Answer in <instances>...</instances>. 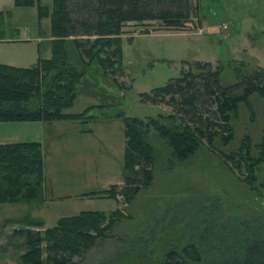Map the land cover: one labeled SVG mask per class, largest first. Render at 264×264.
I'll return each mask as SVG.
<instances>
[{"label": "rangeland", "instance_id": "374dc122", "mask_svg": "<svg viewBox=\"0 0 264 264\" xmlns=\"http://www.w3.org/2000/svg\"><path fill=\"white\" fill-rule=\"evenodd\" d=\"M39 2L51 12L53 0ZM191 4L193 10L182 29L166 28L159 21L124 24L122 67L106 74L91 63L77 86L73 105L64 110L81 113L91 107L89 118L0 122V143L41 144L44 171L36 200L0 204V264H20L23 239L13 230L26 223L4 226L3 221L23 216L43 220L38 229L42 231L59 218L81 211L120 210L124 217L112 226L110 237L74 257L81 264L156 261L160 246L187 237L193 223L213 219L217 223L231 217L264 222V164L256 170V189L250 190L242 180L245 169L238 171L224 156L237 150L244 136L254 145L264 135V97L257 94L248 103L241 102L230 120L234 129L230 144L215 140L210 146L203 141L186 161L173 158L164 138L151 129L144 139L153 148V181L128 203L119 193L124 185L125 147L121 115L149 119L174 113L189 120L179 98H153L152 90L196 61L220 68L223 86L264 69V0H191ZM0 7L4 11L0 62L29 67L40 58H49L50 16L40 17L36 6H16L14 0H0ZM64 46L69 61L82 66L72 39H66ZM189 111L215 117L214 107L203 95ZM112 184L118 187L116 198L96 193Z\"/></svg>", "mask_w": 264, "mask_h": 264}, {"label": "trees", "instance_id": "16d2710c", "mask_svg": "<svg viewBox=\"0 0 264 264\" xmlns=\"http://www.w3.org/2000/svg\"><path fill=\"white\" fill-rule=\"evenodd\" d=\"M14 4L36 6L40 17L50 16L51 56L40 58L29 67L0 62V122L89 118L91 107L81 113L64 110L73 105L77 86L91 63L103 73H114L122 67L124 24L159 21L166 28L178 30L185 26L193 10L191 0H53L51 12L39 0H14ZM3 17L4 11L0 10V36ZM66 39L74 42L82 66L69 61L64 46ZM220 71L218 67L212 68L210 62L196 61L164 86L152 90L153 98H179L185 114L190 115L189 120L174 113L149 119L121 115L125 147L124 185L119 193L126 203L153 181V148L144 139L151 129L164 138L173 158L186 161L195 155L203 141L210 146H214L215 140L230 144L234 138L230 120L236 117L239 104L248 103L252 94L264 97V69L243 74L237 82L226 86L220 83ZM201 95L214 107L213 120L209 115L189 111ZM224 156L238 171L245 169L247 174L242 180L250 190H255L256 170L264 164V135L254 145L248 135L244 136L237 150ZM43 182L39 142L0 143V204L36 200ZM117 188L112 184L96 193L116 198ZM122 217L118 209L85 210L61 217L55 225L42 231L38 229L43 226V220L31 216L5 219L3 225L26 223L13 230L23 239L20 264H81L74 257L83 256L99 239L109 238L112 226ZM215 220L193 223L190 228L193 231L187 237L160 246L156 261L142 260L135 264H264V222L238 217L217 223Z\"/></svg>", "mask_w": 264, "mask_h": 264}, {"label": "crops", "instance_id": "0c3cea01", "mask_svg": "<svg viewBox=\"0 0 264 264\" xmlns=\"http://www.w3.org/2000/svg\"><path fill=\"white\" fill-rule=\"evenodd\" d=\"M1 9H3V8H1V7H0V10H1ZM1 11H3V10H1ZM6 12H8V13H9V11H6ZM1 143H6V142H1Z\"/></svg>", "mask_w": 264, "mask_h": 264}]
</instances>
